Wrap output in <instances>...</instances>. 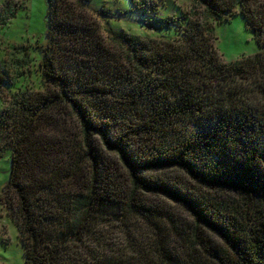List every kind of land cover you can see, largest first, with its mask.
Returning a JSON list of instances; mask_svg holds the SVG:
<instances>
[{
    "label": "trees",
    "instance_id": "obj_1",
    "mask_svg": "<svg viewBox=\"0 0 264 264\" xmlns=\"http://www.w3.org/2000/svg\"><path fill=\"white\" fill-rule=\"evenodd\" d=\"M89 1L46 0L38 88L6 93L0 68L23 264H264V0H191L177 37L107 41ZM236 14L259 49L226 62Z\"/></svg>",
    "mask_w": 264,
    "mask_h": 264
},
{
    "label": "rangeland",
    "instance_id": "obj_2",
    "mask_svg": "<svg viewBox=\"0 0 264 264\" xmlns=\"http://www.w3.org/2000/svg\"><path fill=\"white\" fill-rule=\"evenodd\" d=\"M191 0H90L91 7L99 4L106 9L105 16L98 19L100 35L107 41L105 28L125 30L139 36L174 38L185 24L182 11ZM24 2L15 15L3 25L0 24V68L6 78L3 89L11 94L21 88H38L39 56L31 48L35 41L46 42L47 6L46 0H0V15L6 3ZM141 6V7H140ZM137 7V8H136ZM174 17V22L167 20ZM216 47L221 58L230 62L242 56L257 52L252 33L246 28L240 14L215 25ZM28 47L30 55L24 56L21 46ZM15 49V50H14ZM264 49V47H263ZM30 57V63L27 59ZM18 61V62H17ZM25 74L19 77V73ZM4 101L0 92V109ZM10 170L8 152L0 158V192L6 184ZM0 264H23V253L17 237V229L6 209L0 202Z\"/></svg>",
    "mask_w": 264,
    "mask_h": 264
}]
</instances>
